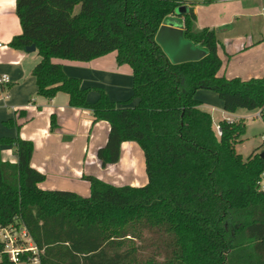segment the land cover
Instances as JSON below:
<instances>
[{
    "label": "trees",
    "instance_id": "obj_1",
    "mask_svg": "<svg viewBox=\"0 0 264 264\" xmlns=\"http://www.w3.org/2000/svg\"><path fill=\"white\" fill-rule=\"evenodd\" d=\"M183 4L17 0L23 33L9 47H37L38 95L65 93L71 107L109 123L108 141L98 151L103 167L118 163L123 143L139 144L149 178L144 187H119L84 176L90 197L44 191L45 176L31 164L33 142L1 139L0 146H15L18 161L0 159V227H24L41 264H264V158L259 149L246 160L237 152L244 120L221 121L219 135L197 99L199 90L214 91L227 113L264 112V77L219 76L224 47L215 29H196L193 6L182 14L184 37L203 56L172 62L157 35ZM114 52L116 62L133 71V96L121 104L103 88H84L54 62H90ZM94 90L99 97L91 103ZM0 264L11 263L4 256Z\"/></svg>",
    "mask_w": 264,
    "mask_h": 264
},
{
    "label": "crops",
    "instance_id": "obj_2",
    "mask_svg": "<svg viewBox=\"0 0 264 264\" xmlns=\"http://www.w3.org/2000/svg\"><path fill=\"white\" fill-rule=\"evenodd\" d=\"M201 1L194 7L196 29H215L217 37L219 31L228 35L222 40L218 37L224 47L219 53L223 61L219 76L243 81L264 77V0H213L210 4L208 0ZM16 6L17 0H0V42L5 45V49H0V76L6 75L11 81L3 88L8 98L0 96V140L20 137L33 142L31 164L45 176L46 181L39 184L44 191L65 190L90 197L91 184L84 176L119 187L146 186L149 178L139 144L123 143L118 163L103 167L98 151L108 141L109 123L95 121L94 114L87 109L71 107L70 96L65 93L53 99L38 95L37 80L33 76L41 60L37 51L26 53L9 47L11 40L23 33ZM163 25L178 27L184 32L183 23L174 26L165 21ZM54 62L61 63L68 76L82 79L84 88H103L119 104L133 96L132 68L128 64L120 66L115 52L90 62L63 59ZM88 96L91 103L99 97L95 90ZM197 99L212 117L216 112L222 114L214 124L244 120L240 110L227 113L214 91L199 90ZM257 111L264 116L262 110ZM0 149L2 161L12 164L18 161L13 144H3ZM263 150L264 143L258 153Z\"/></svg>",
    "mask_w": 264,
    "mask_h": 264
},
{
    "label": "built area",
    "instance_id": "obj_3",
    "mask_svg": "<svg viewBox=\"0 0 264 264\" xmlns=\"http://www.w3.org/2000/svg\"><path fill=\"white\" fill-rule=\"evenodd\" d=\"M237 1V0H230ZM0 49H5V45L0 42ZM8 76H0V96L8 98L3 88L10 84ZM231 121V120H229ZM217 133L222 135V128L215 124ZM262 190H264V172L262 176ZM7 256L11 264H41L40 250L34 243L32 237L24 227L11 226L0 227V263L3 257Z\"/></svg>",
    "mask_w": 264,
    "mask_h": 264
},
{
    "label": "rangeland",
    "instance_id": "obj_4",
    "mask_svg": "<svg viewBox=\"0 0 264 264\" xmlns=\"http://www.w3.org/2000/svg\"><path fill=\"white\" fill-rule=\"evenodd\" d=\"M204 3L206 0H203ZM202 3L201 0H185V4L177 8L176 15L170 16L166 19L167 22L171 23V25H176L183 23V16L181 14L189 12V7H195L199 3ZM200 3V4H201ZM209 5L208 3H206ZM210 14V13H209ZM204 17H206V12L203 13ZM209 16V15H208ZM245 33V32H244ZM222 31L218 32L219 39H224L226 35ZM138 100L133 101L131 106L136 105ZM261 111H250V110H240V116L244 118V121L247 125L246 132L242 137V143L236 146L239 154L246 160L247 157L251 155L256 149L262 148L264 143V116L260 115ZM222 114L216 112L213 114L214 122H218L221 119ZM215 125V124H214Z\"/></svg>",
    "mask_w": 264,
    "mask_h": 264
},
{
    "label": "water",
    "instance_id": "obj_5",
    "mask_svg": "<svg viewBox=\"0 0 264 264\" xmlns=\"http://www.w3.org/2000/svg\"><path fill=\"white\" fill-rule=\"evenodd\" d=\"M157 42L164 48L165 53L174 63L193 62L203 56V51L194 43L189 42L184 37V32L178 27L163 25L157 35ZM37 51L34 45L27 46L25 52L33 53ZM264 158V150L260 154Z\"/></svg>",
    "mask_w": 264,
    "mask_h": 264
}]
</instances>
